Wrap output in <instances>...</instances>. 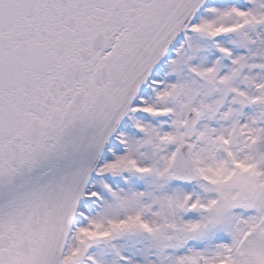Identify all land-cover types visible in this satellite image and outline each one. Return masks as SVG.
<instances>
[{
    "label": "snow or ice",
    "instance_id": "snow-or-ice-1",
    "mask_svg": "<svg viewBox=\"0 0 264 264\" xmlns=\"http://www.w3.org/2000/svg\"><path fill=\"white\" fill-rule=\"evenodd\" d=\"M0 264H264V0H0Z\"/></svg>",
    "mask_w": 264,
    "mask_h": 264
}]
</instances>
